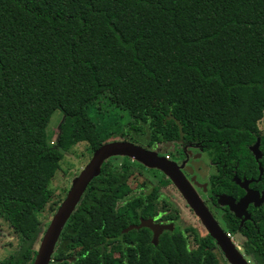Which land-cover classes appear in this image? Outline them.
Masks as SVG:
<instances>
[{
	"label": "trees",
	"instance_id": "trees-1",
	"mask_svg": "<svg viewBox=\"0 0 264 264\" xmlns=\"http://www.w3.org/2000/svg\"><path fill=\"white\" fill-rule=\"evenodd\" d=\"M57 110L64 122L51 146ZM263 116L264 0H0V216L19 240L0 264L34 263L38 214L54 201L63 152L78 143L93 153L111 141L197 145L217 166L213 193L239 197L232 178L258 179L264 168ZM122 158L91 182L50 264H221L205 228L175 223L158 245L149 228L122 235L140 216L179 215L159 199L165 175L118 213L135 165L145 168ZM252 186L263 188L264 174ZM230 214L226 232L240 233L252 264H264V207L242 228Z\"/></svg>",
	"mask_w": 264,
	"mask_h": 264
},
{
	"label": "water",
	"instance_id": "water-1",
	"mask_svg": "<svg viewBox=\"0 0 264 264\" xmlns=\"http://www.w3.org/2000/svg\"><path fill=\"white\" fill-rule=\"evenodd\" d=\"M260 143L261 139L258 138L257 142L250 148L255 155L256 161H259L263 157V153L260 150ZM113 157H128L148 168L162 171L175 184L184 199L200 218L205 229L216 240L218 247L223 252L228 263L252 264L242 252L241 248L227 235L226 231L206 206L193 184L182 172L178 163L160 156L157 150H150L129 141H111L95 150L94 154H92L91 161L85 166L81 173L73 179L72 186L66 198L54 214L50 225L42 237L40 248L38 249L33 264H50L52 262L56 246L68 220L74 213L91 182L101 174L104 163ZM263 173L264 168L260 165V176L258 179L242 180L236 177L235 180L237 184L245 189L247 194L238 202L232 197L223 194L219 198V204L229 206L230 210L235 212L238 217L246 215L248 219V206L251 203H254L256 206H260L264 203V191L252 190L249 187L253 181H259ZM144 227L149 228L153 232L152 242L155 245H158L162 233L174 229L173 224L165 225L156 223L151 218H142L140 224L130 225L124 229L122 235L133 229H141Z\"/></svg>",
	"mask_w": 264,
	"mask_h": 264
},
{
	"label": "rangeland",
	"instance_id": "rangeland-1",
	"mask_svg": "<svg viewBox=\"0 0 264 264\" xmlns=\"http://www.w3.org/2000/svg\"><path fill=\"white\" fill-rule=\"evenodd\" d=\"M161 96H162L161 94H157L155 97L157 99H160ZM112 108L113 107H111L110 110H112ZM119 115H123V114L119 113ZM63 122H64V115L61 110H57L53 114L47 129L48 139L51 146H56L59 136L62 133ZM258 125L261 133L264 134V116L259 121ZM166 148L169 149L167 150L169 151L168 153H170L172 148L171 142L167 143L165 146L162 145L161 147L162 150ZM92 154L94 153L91 151L90 147L88 146V143L86 142H80L77 145L73 146L70 150L63 152V158L60 162V169L50 185V188L54 192V198H53L54 201L51 203L50 206H48V208H46L44 212H40L38 214L42 222V233L36 243V249L39 248L41 239L46 229L48 228L50 222L52 221L54 214L57 211V210L54 211L55 205L53 203L58 202L61 199L64 200L66 198L72 186L73 179L76 176H78L81 173V171L85 168V166L91 161ZM202 159H204L208 163H210L211 161L208 153H205ZM122 160H123L122 157L112 158V161L115 166H119L122 163ZM159 179L160 178L156 176L155 172L145 170L143 167H140L139 165L137 166L135 165V175L130 180L132 192L127 197L117 202V206H116L117 212L118 213L123 212L128 202L135 199L136 197L149 194L154 189V187L158 185ZM142 183H145L146 186H142L141 185ZM168 193L169 190L160 191L159 199L161 201L163 200L168 201L171 198V194ZM175 201L180 209L178 217L174 213L172 215L173 218L176 219L175 220L176 224L179 227H181L183 230L190 227L197 228L199 232L202 235H204L205 234L204 227L199 223L196 217L192 215L189 209L186 208L183 201L178 200V198ZM261 226L264 227V221L261 222ZM234 239L235 242L238 244V246L241 248V250H243L241 246V241L243 240V237H241L240 234H235ZM240 239L241 241H239ZM18 242H19L18 237L14 233L9 223L2 216H0V262L7 259L12 253L15 252V250L18 247ZM215 251L217 253V256L221 264H229L218 250Z\"/></svg>",
	"mask_w": 264,
	"mask_h": 264
},
{
	"label": "flooded vegetation",
	"instance_id": "flooded-vegetation-1",
	"mask_svg": "<svg viewBox=\"0 0 264 264\" xmlns=\"http://www.w3.org/2000/svg\"><path fill=\"white\" fill-rule=\"evenodd\" d=\"M168 143H170V142H168ZM166 144L167 143L157 144L155 147H153V150H157L160 156H163L165 158L167 157L166 159L178 163V165L181 167L182 172L185 174L187 179L193 184V186L195 187V189L197 190V192L199 193V195L201 196V198L205 202L206 206L213 213L214 217L218 220V222L221 224V226L224 228V230H225V226H227V217L231 218L230 213H232L234 218L239 221L240 228L245 226L250 221L253 223L255 222L254 216L256 214V210L263 208L264 203H262L260 206H256L254 203H251L247 208V213L249 214L248 219L246 218V215H243L242 217H238L235 212L230 210L229 206L219 204V198L223 194H226V195L232 197L233 199L236 200V202H238V201H240L241 198H243L247 194V191L242 188L244 190V194L242 196H239V197H236V196L232 195L230 192H225V191L213 193L212 178L215 175V173H217L218 169H217L216 164L212 160L210 161V163H208L207 161L202 159L204 154L207 153L203 148H201L197 145H194V144H185V143H181V142H176V143L171 142V145H172L171 152L167 154V152H169L168 148H166L164 150L161 149L162 145L165 146ZM144 167H145L144 168L145 170L155 172V174L158 178H162L163 175H165L162 171H160L158 169H152V168H148L146 166H144ZM259 168H260V166H259ZM155 170H158L159 172H156ZM159 175H160V177H159ZM165 176L169 179V177L167 175H165ZM236 177H238V176L235 175L232 178V180L237 184V182L235 180ZM240 179L245 180L248 178H246L244 176L243 178H240ZM251 179H254V178H251ZM158 181H160V179ZM165 182H166V180H165ZM255 182H258V181H253L252 183H255ZM252 183L249 185V187L252 190H257L260 192L264 191V187L263 188H256V187L252 186ZM166 189L169 190L168 194H171V198L168 200V202H172L173 204L177 205L175 200L177 198H178V200H182L183 203L185 204L186 208L189 209V211L192 213V215L194 217H196V219L199 221V223L203 226L200 218L196 215L194 210L191 208V206L188 204V202L184 199V197L182 196V194L179 192V190L177 189V187L175 186V184L172 181L170 183L167 181L166 186L163 187L164 191H167ZM142 218L143 217L140 216V222H141ZM150 218L153 219V221L156 223L165 224V225L166 224H173L174 229H175V223L176 222L172 218H170V214L168 211H163L160 214L158 213L156 216L155 215L154 216H148L146 219H150ZM143 219H145V218H143ZM167 231H170V230H167ZM237 234H240V233H237ZM241 237H242V235H241ZM152 238H153V232H152ZM241 239L239 241H241ZM242 242H243V240L241 241V243ZM242 252L244 253L243 250H242ZM248 259L251 260L249 257H248ZM251 263H252V261H251Z\"/></svg>",
	"mask_w": 264,
	"mask_h": 264
},
{
	"label": "bare ground",
	"instance_id": "bare-ground-1",
	"mask_svg": "<svg viewBox=\"0 0 264 264\" xmlns=\"http://www.w3.org/2000/svg\"><path fill=\"white\" fill-rule=\"evenodd\" d=\"M261 150V149H260ZM114 158V157H113ZM128 158V157H127ZM167 158V157H166ZM50 225V224H49ZM227 235L234 241V243L237 245V243L235 242V239H234V234H232L231 232H226ZM230 234V235H229ZM41 244V243H40ZM238 246V245H237ZM239 247V246H238ZM40 248V246H39ZM223 253V252H222ZM245 254V253H244ZM224 255V254H223ZM246 255V254H245ZM247 257V256H246ZM225 258V257H224ZM248 258V257H247ZM227 261V260H226ZM228 262V261H227Z\"/></svg>",
	"mask_w": 264,
	"mask_h": 264
},
{
	"label": "built area",
	"instance_id": "built-area-1",
	"mask_svg": "<svg viewBox=\"0 0 264 264\" xmlns=\"http://www.w3.org/2000/svg\"><path fill=\"white\" fill-rule=\"evenodd\" d=\"M230 235V234H229Z\"/></svg>",
	"mask_w": 264,
	"mask_h": 264
}]
</instances>
